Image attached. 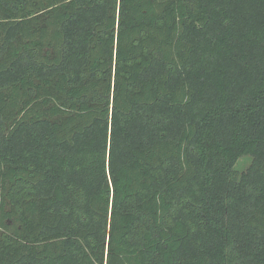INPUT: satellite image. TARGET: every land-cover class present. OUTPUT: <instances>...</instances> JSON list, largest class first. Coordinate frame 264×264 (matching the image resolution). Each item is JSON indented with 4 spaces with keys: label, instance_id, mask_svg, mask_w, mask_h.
Instances as JSON below:
<instances>
[{
    "label": "trees",
    "instance_id": "1",
    "mask_svg": "<svg viewBox=\"0 0 264 264\" xmlns=\"http://www.w3.org/2000/svg\"><path fill=\"white\" fill-rule=\"evenodd\" d=\"M0 264H264V0H0Z\"/></svg>",
    "mask_w": 264,
    "mask_h": 264
},
{
    "label": "rangeland",
    "instance_id": "2",
    "mask_svg": "<svg viewBox=\"0 0 264 264\" xmlns=\"http://www.w3.org/2000/svg\"><path fill=\"white\" fill-rule=\"evenodd\" d=\"M251 158L249 156H243L239 158L235 165V169L237 172L244 171L250 164Z\"/></svg>",
    "mask_w": 264,
    "mask_h": 264
}]
</instances>
